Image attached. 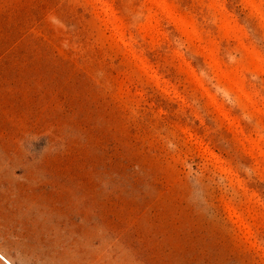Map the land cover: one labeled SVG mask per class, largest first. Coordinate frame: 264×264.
I'll use <instances>...</instances> for the list:
<instances>
[{"label":"rangeland","instance_id":"374dc122","mask_svg":"<svg viewBox=\"0 0 264 264\" xmlns=\"http://www.w3.org/2000/svg\"><path fill=\"white\" fill-rule=\"evenodd\" d=\"M0 254L264 264V0H0Z\"/></svg>","mask_w":264,"mask_h":264},{"label":"bare ground","instance_id":"6f19581e","mask_svg":"<svg viewBox=\"0 0 264 264\" xmlns=\"http://www.w3.org/2000/svg\"><path fill=\"white\" fill-rule=\"evenodd\" d=\"M0 257L2 258V259H4L8 264H11L7 259H5L1 254H0Z\"/></svg>","mask_w":264,"mask_h":264}]
</instances>
